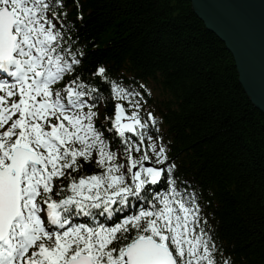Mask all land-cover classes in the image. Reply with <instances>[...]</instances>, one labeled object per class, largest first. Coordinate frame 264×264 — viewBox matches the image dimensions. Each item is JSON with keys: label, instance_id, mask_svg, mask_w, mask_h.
Instances as JSON below:
<instances>
[{"label": "snow or ice", "instance_id": "6c2138e0", "mask_svg": "<svg viewBox=\"0 0 264 264\" xmlns=\"http://www.w3.org/2000/svg\"><path fill=\"white\" fill-rule=\"evenodd\" d=\"M67 13L66 0H0V264H233L164 117L144 108L150 90L104 64L85 78Z\"/></svg>", "mask_w": 264, "mask_h": 264}, {"label": "trees", "instance_id": "16d2710c", "mask_svg": "<svg viewBox=\"0 0 264 264\" xmlns=\"http://www.w3.org/2000/svg\"><path fill=\"white\" fill-rule=\"evenodd\" d=\"M66 7L87 53L84 77L104 64L125 85L150 90L146 106L164 117L169 155L198 189L217 242L233 264H264V114L225 44L189 0H66ZM114 105L102 102L101 120L114 116ZM82 171L101 169L86 163Z\"/></svg>", "mask_w": 264, "mask_h": 264}, {"label": "water", "instance_id": "95a60500", "mask_svg": "<svg viewBox=\"0 0 264 264\" xmlns=\"http://www.w3.org/2000/svg\"><path fill=\"white\" fill-rule=\"evenodd\" d=\"M189 1L232 54L246 95L264 114V0Z\"/></svg>", "mask_w": 264, "mask_h": 264}, {"label": "rangeland", "instance_id": "374dc122", "mask_svg": "<svg viewBox=\"0 0 264 264\" xmlns=\"http://www.w3.org/2000/svg\"><path fill=\"white\" fill-rule=\"evenodd\" d=\"M155 97H157V92H155Z\"/></svg>", "mask_w": 264, "mask_h": 264}]
</instances>
